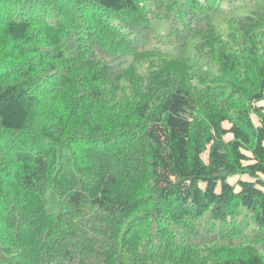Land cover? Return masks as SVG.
<instances>
[{
  "label": "trees",
  "instance_id": "1",
  "mask_svg": "<svg viewBox=\"0 0 264 264\" xmlns=\"http://www.w3.org/2000/svg\"><path fill=\"white\" fill-rule=\"evenodd\" d=\"M0 264H264V0H0Z\"/></svg>",
  "mask_w": 264,
  "mask_h": 264
},
{
  "label": "rangeland",
  "instance_id": "2",
  "mask_svg": "<svg viewBox=\"0 0 264 264\" xmlns=\"http://www.w3.org/2000/svg\"><path fill=\"white\" fill-rule=\"evenodd\" d=\"M223 126H224L225 129H227V128L229 127L227 124H224ZM227 138L230 139L229 136H228ZM227 138H226V139H227ZM207 157H208L207 152L204 153V154L202 155V159H203L205 162H207ZM236 180H237V178H235V179H230L229 182H230L231 184H233Z\"/></svg>",
  "mask_w": 264,
  "mask_h": 264
}]
</instances>
